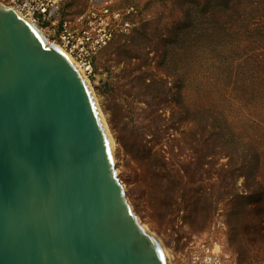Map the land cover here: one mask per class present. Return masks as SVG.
Here are the masks:
<instances>
[{
	"label": "rangeland",
	"instance_id": "obj_1",
	"mask_svg": "<svg viewBox=\"0 0 264 264\" xmlns=\"http://www.w3.org/2000/svg\"><path fill=\"white\" fill-rule=\"evenodd\" d=\"M92 1L65 0L60 14ZM110 4L133 6L134 26L86 73L140 221L175 264L201 240L264 264V0Z\"/></svg>",
	"mask_w": 264,
	"mask_h": 264
},
{
	"label": "water",
	"instance_id": "obj_2",
	"mask_svg": "<svg viewBox=\"0 0 264 264\" xmlns=\"http://www.w3.org/2000/svg\"><path fill=\"white\" fill-rule=\"evenodd\" d=\"M0 264H169L70 55L0 2Z\"/></svg>",
	"mask_w": 264,
	"mask_h": 264
},
{
	"label": "built area",
	"instance_id": "obj_3",
	"mask_svg": "<svg viewBox=\"0 0 264 264\" xmlns=\"http://www.w3.org/2000/svg\"><path fill=\"white\" fill-rule=\"evenodd\" d=\"M65 0H0L15 9L39 28L46 27L57 34L56 43L62 47L86 72L92 71L94 58L119 33H126L134 26L135 8H114L112 0H93L88 10L75 19L61 16ZM183 264H236L234 259L221 251L217 244L199 241Z\"/></svg>",
	"mask_w": 264,
	"mask_h": 264
},
{
	"label": "bare ground",
	"instance_id": "obj_4",
	"mask_svg": "<svg viewBox=\"0 0 264 264\" xmlns=\"http://www.w3.org/2000/svg\"><path fill=\"white\" fill-rule=\"evenodd\" d=\"M40 30L42 31V33H44L43 29L40 28ZM51 43H54V42H51ZM54 44H56V43H54ZM70 58L75 63V65L78 67L79 71L82 73L83 77L85 78L87 84L89 85V87H90V89L92 91V94H93V97H94V100H95V103H96V106H97V110H98V113H99V116H100V119H101V123L103 125L104 132H105V135H106V138H107V141H108V145H109V149H110V154H111L113 166H114L115 171H116V173L118 175V170H117V167H116V156H115V147H116L115 138H114V136L112 134V131L110 130V128L108 126V123H107V121H106V119H105V117L103 115V112H102V110H101V108L99 106V103H98L97 98H96V96H95V94L93 92V89L91 87V84L89 82V79L87 77V73H86L85 69L82 68L71 56H70ZM157 238H158L159 242L161 243V246H162V248H163V250L165 252V255H166L167 259H168L169 264H175L171 260L169 248L166 246V244L163 242V240L159 236H157Z\"/></svg>",
	"mask_w": 264,
	"mask_h": 264
}]
</instances>
